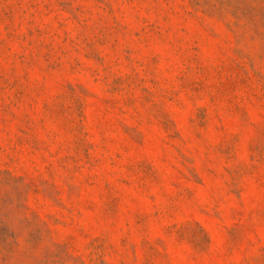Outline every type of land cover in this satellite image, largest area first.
Masks as SVG:
<instances>
[{
	"label": "rangeland",
	"instance_id": "rangeland-1",
	"mask_svg": "<svg viewBox=\"0 0 264 264\" xmlns=\"http://www.w3.org/2000/svg\"><path fill=\"white\" fill-rule=\"evenodd\" d=\"M0 264H264V0H0Z\"/></svg>",
	"mask_w": 264,
	"mask_h": 264
}]
</instances>
